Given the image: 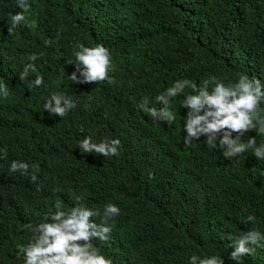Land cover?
Returning <instances> with one entry per match:
<instances>
[{
	"label": "trees",
	"instance_id": "trees-1",
	"mask_svg": "<svg viewBox=\"0 0 264 264\" xmlns=\"http://www.w3.org/2000/svg\"><path fill=\"white\" fill-rule=\"evenodd\" d=\"M27 1L44 7L43 31L30 45L38 59L26 54L24 60L36 68L27 81L39 73L43 84L21 82L23 70L15 59H8L9 71L0 72L9 91L7 98L0 95L7 104L0 108V149L8 163L17 159L30 166L27 175L11 173L0 159V232L8 228V210L24 225L33 224L55 208L44 201L47 194H55L68 212L75 192L83 202L119 207L109 221L114 223L109 239L92 241L113 264H189L193 255L236 264L228 259L233 240L253 229L264 234V160L253 149L225 158L203 136L185 145L184 101L195 94L191 88L169 104L171 125L136 105L147 98L149 107H163L155 98L184 79L198 87L208 81L209 91L215 81L237 82L240 73L264 83V0ZM79 40L108 47L110 81L96 86L70 81L67 51ZM8 41L0 33V57ZM16 86L22 93L14 99ZM54 92H64L76 105L62 118L43 109ZM261 109L264 102L257 109L264 119ZM87 136L93 143L119 139V154L84 153L79 142ZM249 137L257 146L264 143V135L252 130L241 139L246 143ZM10 144L16 146L11 158ZM248 215L255 216L254 223L246 222ZM15 235L27 245L32 233L22 226ZM5 244L0 264H19L16 247ZM253 247L243 264H264V242Z\"/></svg>",
	"mask_w": 264,
	"mask_h": 264
},
{
	"label": "clouds",
	"instance_id": "clouds-1",
	"mask_svg": "<svg viewBox=\"0 0 264 264\" xmlns=\"http://www.w3.org/2000/svg\"><path fill=\"white\" fill-rule=\"evenodd\" d=\"M3 4H7L9 8L3 10ZM43 11L44 7L37 2L0 0V33L9 37L0 57V72L9 71L5 70L8 59H15L16 68L20 67V70H23L19 76L21 82L27 81L29 72H36L34 63L25 65L24 60L26 54L30 55V61L34 62L38 59L37 55H31L30 45L43 31L41 27ZM46 43L51 44L52 41ZM67 52L69 56L67 64L71 66L68 78L73 84L96 86L102 85L103 81H110L108 75L110 50L105 44L79 40L71 43ZM18 58H22L21 64L18 63ZM121 79L124 80V75L118 78ZM27 82L39 87L43 84V77L37 73L35 78ZM214 84L215 86L209 91L208 81L198 87L188 79L179 80L155 98L163 107H149L147 98L136 107L140 111L149 113L154 120L171 125L175 116L168 110L169 104L183 93L185 88H191L195 94L188 95L184 101L187 109V116L183 118L182 125V131L187 133L186 137H183L185 145H191L194 140H199L203 136L206 137L205 143L221 150L225 158H234L244 154L248 149H253L254 156L264 160V143L257 146L255 138L249 137L246 143L241 139L250 130L256 131L258 135H264V119L257 113L258 105L264 102V83L256 77L249 78L246 74L240 73L235 83L225 85L223 82L215 81ZM15 90L14 99L22 93V88L19 86H16ZM0 95L5 98L9 95L3 80H0ZM6 107L7 104L0 101L1 111ZM74 107H76L75 103L64 92H54L43 105L44 111L60 118L66 116ZM233 133L237 134L235 138ZM13 145L7 146L9 156L10 153H14L16 146ZM119 147V139L105 138L99 143H93L92 138L87 136L79 142V148L84 153H95L104 157L118 155ZM6 158V150L0 149V159ZM13 160L10 163L7 159L5 161L8 171L19 172L21 175L29 173V164L17 159ZM31 167L39 171V165ZM151 177L152 173L149 172V178ZM31 180L36 182L37 176L32 174ZM66 182L70 186L74 183V179L68 173ZM0 185L3 184L0 182ZM37 190H40L39 187ZM12 193L17 197L13 191ZM71 195L75 207L65 212L63 210L66 208L61 210V201H55L53 198L55 194H47L44 201L54 204L55 208L51 209L43 219L32 222L33 224L24 225L19 217L8 210V228L0 232L2 254L6 242L10 249L16 247L19 264H113L112 259L101 254L100 249L95 247L92 241L106 242L109 239L114 227V223L110 224L109 221H114V218L120 214L119 207L111 203L95 205L91 199L83 202V197L76 196L75 192ZM99 217H101L100 222H94ZM255 219V216L248 215L246 222L254 223ZM22 226L32 233L27 245L22 244L15 235L17 227ZM261 242H264V234L261 232L255 229L245 232L233 240L231 248L234 250L231 251L228 259L236 264H243V257L254 254L253 246H261ZM189 264H225V262L222 257L215 255L205 258L193 255Z\"/></svg>",
	"mask_w": 264,
	"mask_h": 264
}]
</instances>
